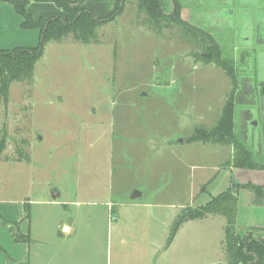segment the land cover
Masks as SVG:
<instances>
[{
    "label": "rangeland",
    "instance_id": "374dc122",
    "mask_svg": "<svg viewBox=\"0 0 264 264\" xmlns=\"http://www.w3.org/2000/svg\"><path fill=\"white\" fill-rule=\"evenodd\" d=\"M178 2L181 18L212 39L171 21L158 32L139 0H126L98 27L97 42L49 41L32 82H12L8 102L0 95V202L23 208L30 264H40V248H54L57 264H227L226 217L186 216L234 178L264 186V169L229 164L232 144L189 139L213 130L236 100L246 12L264 0ZM174 3L162 0L166 14ZM34 13L53 14L41 6ZM34 30L29 46L39 42ZM218 52L235 73L217 63ZM235 124L240 134L236 112ZM136 189L141 196L132 199ZM236 228L263 235L264 200L252 189L239 190Z\"/></svg>",
    "mask_w": 264,
    "mask_h": 264
},
{
    "label": "trees",
    "instance_id": "16d2710c",
    "mask_svg": "<svg viewBox=\"0 0 264 264\" xmlns=\"http://www.w3.org/2000/svg\"><path fill=\"white\" fill-rule=\"evenodd\" d=\"M14 5L16 11L23 17V28H39L40 37L36 46H17L13 49L0 50V95L5 102L9 100V91L12 82L33 80L34 68L37 61L42 57L46 44L49 41H60L68 35L85 44L98 41L97 29L106 22L115 19L122 13L126 0H116L115 9L105 16H98L93 10L77 5L76 0H40L55 3L65 15H51L34 17L27 9L29 0H7ZM179 0H175L172 13L166 14L162 6V0H139V7L147 14L145 22L158 32L168 23L182 25L190 28L195 33L212 39L210 34L198 27L191 26L181 18ZM217 63L229 74L235 73V63L225 58L221 59V53L216 57ZM236 102L230 100L223 112L218 125L211 131L197 132L189 139L192 142H208L211 140L232 144L236 153L232 160L234 167L264 169V162L258 158L253 148L248 147L241 134L235 132ZM241 189H252L258 200H264V186L252 182L241 183L235 178L230 187L214 196L205 205L198 208H190L189 219H203L210 214H221L226 217V251L227 264H264V228L263 235L256 237L251 232L240 233L236 228V215L238 207V193ZM29 206V205H28ZM27 217H30L29 210ZM8 225L16 241L30 242V233L24 234L19 228L18 221L4 220ZM182 220H175L168 246L171 245L177 234Z\"/></svg>",
    "mask_w": 264,
    "mask_h": 264
},
{
    "label": "crops",
    "instance_id": "0c3cea01",
    "mask_svg": "<svg viewBox=\"0 0 264 264\" xmlns=\"http://www.w3.org/2000/svg\"><path fill=\"white\" fill-rule=\"evenodd\" d=\"M77 5L93 10L98 16H105L111 13L116 6V0H76ZM42 4V5H40ZM50 8L53 14L43 15H61L64 16V11L59 8L55 3L49 1L29 2L28 11L36 18L40 17V13L36 14V9ZM113 8V9H112ZM102 10V11H100ZM111 10V11H110ZM30 12V13H31ZM102 14V15H101ZM23 17L16 11L13 4L7 0H0V50L13 49L17 46H29V40L37 37V31L28 28H23L21 22ZM11 202H0V264H30L27 261L29 252L31 251L30 242L16 241L9 226L1 225L6 219L8 221H18L19 228L22 233H30V230L25 228L24 219L22 218L23 208H11ZM63 226H68L69 231L72 230L73 225L64 222ZM31 235V234H30ZM43 240L40 237V243ZM43 245V244H40ZM41 247V246H40ZM45 247V246H42ZM44 249V248H43ZM40 248V264H57L55 249ZM24 260L27 263H24Z\"/></svg>",
    "mask_w": 264,
    "mask_h": 264
},
{
    "label": "flooded vegetation",
    "instance_id": "af4514ba",
    "mask_svg": "<svg viewBox=\"0 0 264 264\" xmlns=\"http://www.w3.org/2000/svg\"><path fill=\"white\" fill-rule=\"evenodd\" d=\"M262 8L260 13L251 8L246 12L244 24L249 30V35L245 36L248 48L242 54L240 62L236 63L237 71L242 75L235 100L236 116L240 120L239 131L245 144L253 148L256 154L262 150L264 142V7ZM225 15L235 22L234 9L227 10ZM258 46L262 50H258ZM206 54L210 56L207 57ZM202 56L211 58L212 53H203ZM239 105L243 107L237 109Z\"/></svg>",
    "mask_w": 264,
    "mask_h": 264
},
{
    "label": "water",
    "instance_id": "95a60500",
    "mask_svg": "<svg viewBox=\"0 0 264 264\" xmlns=\"http://www.w3.org/2000/svg\"><path fill=\"white\" fill-rule=\"evenodd\" d=\"M206 56L209 57L210 54H206ZM182 140H183V139H180L179 141H182ZM58 196H60L59 193H54V194H53V198H54V199H56ZM139 196H141V193H140L139 190L136 189V190L133 191V193H132V195H131V198H132V199H135V198H137V197H139Z\"/></svg>",
    "mask_w": 264,
    "mask_h": 264
}]
</instances>
